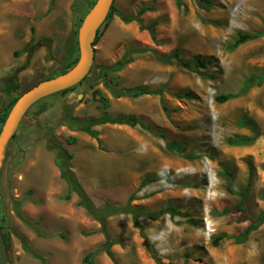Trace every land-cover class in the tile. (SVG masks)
<instances>
[{
	"label": "rangeland",
	"instance_id": "rangeland-1",
	"mask_svg": "<svg viewBox=\"0 0 264 264\" xmlns=\"http://www.w3.org/2000/svg\"><path fill=\"white\" fill-rule=\"evenodd\" d=\"M96 1L54 0L50 8V0H0V115L14 97L79 59L76 26ZM208 1L182 0L178 7L177 0H115L83 85L44 98L27 113L0 185L9 264H42L24 241L47 264H87L88 255L93 264H115L104 250L108 240L117 264H264V223L244 244L212 245L221 234H240L264 212V83L228 102L216 100L264 73V37L229 50L240 33L264 32V0ZM141 9L147 10L141 24L124 21ZM132 49L137 53L124 70L104 71ZM174 53L188 63L200 57L206 68L196 72L162 60ZM14 83L18 90L8 92ZM141 86L160 94L113 96ZM69 114L130 116L138 124L96 125L94 138L70 129ZM243 119L253 120L257 132L241 126ZM257 133L251 145L227 143ZM71 137L77 141L70 144ZM171 142L184 147L183 156ZM59 147L74 154L72 169L98 209L130 206L143 215H110L102 231L76 194L65 199L67 185L55 164ZM146 178L157 181L145 185ZM246 187L245 213L222 215L242 201ZM170 208L177 212L166 213Z\"/></svg>",
	"mask_w": 264,
	"mask_h": 264
},
{
	"label": "trees",
	"instance_id": "trees-1",
	"mask_svg": "<svg viewBox=\"0 0 264 264\" xmlns=\"http://www.w3.org/2000/svg\"><path fill=\"white\" fill-rule=\"evenodd\" d=\"M198 1L200 3L211 4V3H209L208 0H198ZM53 4H54V0H50V8L53 7ZM93 4L94 3H92V5ZM92 5L86 7L87 10H86L84 15H86V13L89 12V10L92 8ZM177 5H178V7H182L183 6L182 0H177ZM146 11H147L146 9H141L139 11L138 16L129 17V18L124 17L123 19L126 23H129L133 20H136L138 23L141 24L142 23L141 15H143ZM110 17H111V15H110ZM110 17L107 19V21L102 26V28L106 29L108 27V22H109ZM82 21H83V18L80 19L79 23L76 26L77 29H76L75 34L77 36V40H76L77 45H78V31H79V28L82 24ZM102 28L98 31V36L96 38L94 46L99 42V40L102 36V32H101ZM141 28L142 29H149L151 31L152 35L154 34V31L151 28L144 27L143 25L141 26ZM262 37H264V32H259L256 34L240 33L238 35V37L235 39V41L229 46V50L234 51L237 48H239L241 45H243L247 42L256 40L258 38H262ZM135 53H137V51L135 49L129 50L112 67H110L108 69L105 68L104 71L121 72L122 70H124L126 68V66H128L131 62H133V58L131 57V55L135 54ZM169 58L175 59L181 66H183L184 68L191 70V71L201 72V70L206 68V64L200 60V57L195 58L194 63H188L182 57H180V55L178 53H174V54L170 55L169 57H163L162 60L168 62ZM77 61L78 60H76V59L74 61H71L65 67V69L61 71L60 74H63L65 72H67L69 69H71L77 63ZM60 74H58V75H60ZM14 79H15V77H14ZM14 79L12 78L10 80V84L13 83ZM263 83H264V73L253 74L250 77L245 79L242 90L240 91V93L219 95V96H217L216 100L219 103L228 102V101L238 97L239 94H242V92H246L247 90H249L253 86H255V85L260 86ZM14 85H15V87H13V88L9 87L8 92L14 93L18 90L19 86L16 83H14ZM75 88L76 87H73V88L67 89L65 91H62L60 93H57V94L67 95L68 93L72 92ZM152 94H160V91H154L148 87L141 86V87H136V88H131V89H124V90L119 91V92H115V91L113 92V96L117 99L122 98V97L138 98V97H141L143 95H152ZM19 97L20 96L14 97V99L8 104L7 108L4 110L3 114L0 115L1 124L5 123L11 109L13 108L14 104L17 102ZM103 101L106 102L105 104H109L108 99L103 98ZM36 105H37V103H36ZM106 106H108V105H106ZM31 109L28 112H30ZM65 124L70 129H72L74 131L86 132L91 137L97 138L98 132L92 129L96 125L118 124V125H128V126L134 127L138 124V120L135 119L134 117L123 116V115H120L117 117H109V116L105 115V116H101V117H97V118H88V119L82 120L80 118L73 116L72 114H69V121L65 122ZM240 125L243 127L249 126L253 129L254 132H257L256 123L251 119L241 120ZM0 132H1V129H0ZM258 138H259L258 133L254 136H244V135L239 136L238 135L235 138L227 139V143L231 146H246V145L253 144ZM69 141H70V144H72V143H75L77 140L75 137H71ZM169 148L171 150L176 151L178 154H180L182 156H183V153H185L184 147L182 145L177 144L176 142L169 143ZM58 149H59V151H58L56 159H55V164L60 170V176H61L62 180H64L66 185H67V192L65 194V199L70 200L71 196L73 194H76L79 198L78 206L83 207L86 210V212L92 218L96 219L97 221H99L101 223V225H102L101 230L102 231L106 230V220H107V218H109L110 215L116 214L118 212H120V213L121 212H130V213L134 214V216L137 218L140 214L143 215L142 212H138L130 206L121 208L118 206L107 205L104 208L98 209L95 206V204L93 203V201L90 199L88 194L86 193L83 185L80 183V181L78 180L77 176L75 175V173L72 169L71 161L74 158V154L69 153L68 151H66L65 149H63L61 147H59ZM186 158L187 159H193L192 156H186ZM161 179H163V177ZM164 179L168 180L167 178H164ZM155 181H157V180L153 179V178H146L143 181V184L146 185V184L153 183ZM248 194H249V187H246L241 193L242 201L234 208H228V209L223 210L222 215H227L230 213L244 214L245 209L243 207V204H244L245 200L247 199ZM176 212H177V210L175 208H170L168 211H166V213H169V214H171V213L173 214ZM161 214H163V212ZM147 216L149 218L156 219L157 215H147ZM243 219H244L243 217L239 218L240 221H242ZM263 223H264V212L259 214L254 219H252V223L245 230H243L240 234L234 235V236H229L227 234H221V235H219L213 239L212 245L214 247H218L220 242L224 239H234V241L237 244H244L248 241L251 233L256 231ZM29 224L36 225L38 223L29 222ZM1 229H2V227H1ZM39 233H40V235H42L43 234L42 230ZM112 245H113L112 241H109V240L106 241V243L104 244V250H105L106 254L109 256V258L115 264H117L116 259L113 255L112 251H111ZM24 249L26 252L30 253L34 258L40 260L42 264H47L46 258L42 255H39L36 251H34L31 248V246H29L25 241H24ZM149 249L153 252V249L151 247ZM156 261L158 264H165L162 261H160L159 259H156ZM85 262L87 264H93L92 255H88L85 258Z\"/></svg>",
	"mask_w": 264,
	"mask_h": 264
},
{
	"label": "water",
	"instance_id": "water-1",
	"mask_svg": "<svg viewBox=\"0 0 264 264\" xmlns=\"http://www.w3.org/2000/svg\"><path fill=\"white\" fill-rule=\"evenodd\" d=\"M115 0H97L78 31L79 59L67 72L45 79L24 92L11 109L0 132V185L11 141L28 111L39 101L81 84L95 61L98 31L111 15ZM0 264H9L7 244L0 226Z\"/></svg>",
	"mask_w": 264,
	"mask_h": 264
},
{
	"label": "flooded vegetation",
	"instance_id": "flooded-vegetation-1",
	"mask_svg": "<svg viewBox=\"0 0 264 264\" xmlns=\"http://www.w3.org/2000/svg\"><path fill=\"white\" fill-rule=\"evenodd\" d=\"M83 83H84V81L81 83V84H79V85H83ZM77 87V86H76ZM55 95V94H54Z\"/></svg>",
	"mask_w": 264,
	"mask_h": 264
},
{
	"label": "crops",
	"instance_id": "crops-1",
	"mask_svg": "<svg viewBox=\"0 0 264 264\" xmlns=\"http://www.w3.org/2000/svg\"><path fill=\"white\" fill-rule=\"evenodd\" d=\"M58 168V167H57ZM59 169V168H58ZM59 172H60V170H59ZM60 178H61V176H60ZM62 179V178H61Z\"/></svg>",
	"mask_w": 264,
	"mask_h": 264
}]
</instances>
